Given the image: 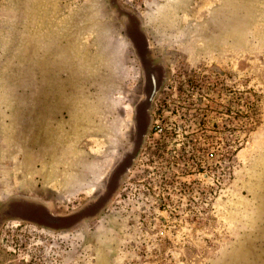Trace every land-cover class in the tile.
<instances>
[{"label":"rangeland","instance_id":"obj_1","mask_svg":"<svg viewBox=\"0 0 264 264\" xmlns=\"http://www.w3.org/2000/svg\"><path fill=\"white\" fill-rule=\"evenodd\" d=\"M0 264H264V0H0Z\"/></svg>","mask_w":264,"mask_h":264},{"label":"flooded vegetation","instance_id":"obj_2","mask_svg":"<svg viewBox=\"0 0 264 264\" xmlns=\"http://www.w3.org/2000/svg\"><path fill=\"white\" fill-rule=\"evenodd\" d=\"M124 22L125 34L131 42V48L138 63L136 83L132 90L136 98L132 101L127 146L112 173L111 183H118L120 177L126 172L123 166L129 170L134 162L138 161L152 122L156 100L168 95L170 88L167 85H171L168 80L167 65L150 53V47L147 45L143 32L129 19Z\"/></svg>","mask_w":264,"mask_h":264},{"label":"water","instance_id":"obj_3","mask_svg":"<svg viewBox=\"0 0 264 264\" xmlns=\"http://www.w3.org/2000/svg\"><path fill=\"white\" fill-rule=\"evenodd\" d=\"M125 166H123V169H126L125 171H127V168H124Z\"/></svg>","mask_w":264,"mask_h":264}]
</instances>
